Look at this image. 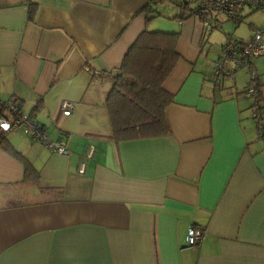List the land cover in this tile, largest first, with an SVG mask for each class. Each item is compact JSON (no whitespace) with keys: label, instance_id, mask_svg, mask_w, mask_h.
<instances>
[{"label":"crops","instance_id":"1","mask_svg":"<svg viewBox=\"0 0 264 264\" xmlns=\"http://www.w3.org/2000/svg\"><path fill=\"white\" fill-rule=\"evenodd\" d=\"M154 2L0 0V100L68 150L20 129L3 134L0 264H264V130L250 116L245 78L212 79L209 31L198 19L178 30L155 24ZM249 24L240 41L264 26V13ZM142 30L179 33L181 58L162 83L172 96L167 131L114 139L109 72ZM251 67L264 128V52ZM191 224L204 235L187 246Z\"/></svg>","mask_w":264,"mask_h":264},{"label":"trees","instance_id":"2","mask_svg":"<svg viewBox=\"0 0 264 264\" xmlns=\"http://www.w3.org/2000/svg\"><path fill=\"white\" fill-rule=\"evenodd\" d=\"M181 6L188 5L182 2ZM188 9L194 15L193 6ZM240 18L231 20L239 21ZM223 20L229 19L217 20L213 27ZM178 35L177 31L142 30L127 47L118 64L109 72L111 82L105 94L104 105L110 120L112 138L124 139L166 133L163 112L172 96L164 89L162 83L181 58L176 49ZM253 86L254 99L261 104L258 108L259 122H256L251 113L250 116L256 129L260 124L263 131L260 123L263 101L256 76ZM250 107L251 104L249 109ZM3 139L4 136H0V143ZM5 147L8 146L5 144ZM24 170L25 173L30 172V167L26 165Z\"/></svg>","mask_w":264,"mask_h":264},{"label":"built area","instance_id":"3","mask_svg":"<svg viewBox=\"0 0 264 264\" xmlns=\"http://www.w3.org/2000/svg\"><path fill=\"white\" fill-rule=\"evenodd\" d=\"M185 5L193 3L194 16L200 21L206 31H210L213 23L221 19L240 18L241 10L249 11L261 8L264 0H182ZM264 52V26L253 27L250 38L243 42L232 37H225L221 43L220 52L211 73V78L231 76L233 70L245 66L248 73L246 93L252 97L250 112L259 122L258 108L260 102L255 101L253 80L256 76L251 67V59ZM62 115L71 113L72 103L63 99L59 103ZM260 124L257 129L260 130ZM20 129L27 137L40 142L48 150L57 154H67L68 150L62 140H49L41 127L33 122L28 115L20 112L11 98L0 100V136L9 130ZM260 131H258V134ZM92 146L88 145L83 158H89ZM84 169L83 159L80 160L78 172ZM204 235L202 227L189 225L183 236V243L187 246L195 245Z\"/></svg>","mask_w":264,"mask_h":264},{"label":"rangeland","instance_id":"4","mask_svg":"<svg viewBox=\"0 0 264 264\" xmlns=\"http://www.w3.org/2000/svg\"><path fill=\"white\" fill-rule=\"evenodd\" d=\"M182 2H183L182 0H156V2L152 4V6H154L155 8V11L150 12V14H152V16H154L156 20L154 21L155 24L157 21L163 22L164 24H166V27L175 30H178L181 27L182 23L185 24V21L189 25H194L197 18L193 14H191L188 9L194 4L190 3L188 6L183 7L181 6ZM263 13L264 12L260 8L253 9L250 12L248 8H244L241 10L240 13L241 18L238 23H235L234 21L229 19V20H223L220 24L217 23L215 27H213L214 26L213 25L210 28L209 33L203 37L204 39V41L202 42L203 51H208L209 56L213 57L211 59L213 60L216 59L215 55L217 50H218L217 53L220 52V48L218 47V45L220 42L221 43L223 42L225 37H232L234 39H238V37H243V38L246 37L249 32V26H250L249 22L255 21ZM182 40L187 41V37H184ZM233 73H236V76L243 75L247 85L248 73H247V68L245 66L235 69ZM221 78L222 76H219L218 80H220L223 85L229 84V81L226 80L227 78H229V76L222 79Z\"/></svg>","mask_w":264,"mask_h":264}]
</instances>
